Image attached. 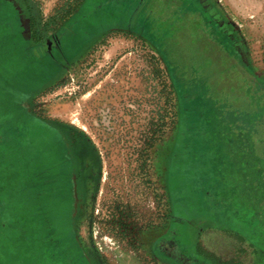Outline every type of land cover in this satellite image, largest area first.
Segmentation results:
<instances>
[{"label": "rangeland", "instance_id": "rangeland-1", "mask_svg": "<svg viewBox=\"0 0 264 264\" xmlns=\"http://www.w3.org/2000/svg\"><path fill=\"white\" fill-rule=\"evenodd\" d=\"M16 1L79 44L119 27L30 95L51 67L0 0V126L12 112L47 155L0 133V264H264V0H209L235 46L177 20L186 0Z\"/></svg>", "mask_w": 264, "mask_h": 264}, {"label": "flooded vegetation", "instance_id": "flooded-vegetation-1", "mask_svg": "<svg viewBox=\"0 0 264 264\" xmlns=\"http://www.w3.org/2000/svg\"><path fill=\"white\" fill-rule=\"evenodd\" d=\"M5 1L8 3L11 2L12 6L15 8V11L23 15L19 18L20 21L23 22V24L20 23L19 32L22 33L25 40H27L28 46L29 48L31 47L30 49L33 51L35 57L40 59L45 57L46 61L48 62V66L51 67L42 69L44 73L47 72L49 75L41 72V79L39 80L38 78H35L33 80L34 86L30 88L28 92L30 95L38 91L43 86L44 81L54 78L63 69H66L68 64H70L73 59L81 53L85 44H88L93 39L101 36L102 32L119 27L116 24L110 25L107 29H98L97 27L95 30L90 32V34L87 36V39L85 38V43H82V45L81 43L79 44L77 40H75L76 38L71 36V31H77L81 27L80 24H67L57 28L53 27L52 30L48 31L50 33H45V27L43 25L35 24V20L31 22L30 17L27 16L28 13L17 4L16 0ZM197 4L200 6V11L197 9ZM189 6H195V8H191L189 10ZM26 18L29 20L27 21ZM182 19H187L191 22V24L193 23L192 28L196 30L197 33L208 43L212 42L216 36H220L226 41L232 43V46H235L231 36L232 32L230 29L226 28L224 25L225 20L222 18L221 14L215 10L214 6L209 0L183 1L179 7V13L177 14V20ZM197 20H200L201 24H198ZM6 27L11 28V26ZM128 29H130V27H128ZM30 40H32V43L29 42ZM40 121H42L43 124L49 129L60 135V132L55 125L50 124L47 121ZM63 143L66 153V144L65 142ZM164 215L165 213L163 214L165 219ZM168 238L169 236L167 237V233L164 232L163 236L159 237V244H161L164 240L167 241Z\"/></svg>", "mask_w": 264, "mask_h": 264}, {"label": "trees", "instance_id": "trees-1", "mask_svg": "<svg viewBox=\"0 0 264 264\" xmlns=\"http://www.w3.org/2000/svg\"><path fill=\"white\" fill-rule=\"evenodd\" d=\"M3 1H5V0H3ZM36 23L39 24L38 21ZM8 24H10L9 20H8V16H5L0 10V37L3 34L2 33V31H3L2 28L4 26L8 25ZM6 45H7V43L5 41H3L2 39H0V55L2 54L3 49L5 51ZM189 86L190 87L187 89L188 90L187 92H188V95H189L188 97H191V99L190 100L188 99L187 103L191 104V106H194L193 103H194L195 99H197L196 95H203V93L207 92V91H204V89H206L205 80L201 79V81L198 83L199 89H197V90H193L191 84ZM201 90H203V91H201ZM203 98H204V100H206V95H204ZM203 98H200V100H203ZM254 113H256V112L255 111L253 112L251 110V107L248 106L244 110V117L243 118L245 119L246 122L254 123V121H253V117H255ZM3 116L5 117L6 124H5V129L4 130H2V128L0 126V133L2 131L4 132V135H5V138H6V143L7 144H11V143H15L16 141L22 140L20 142V144H17V146L22 149L23 145L26 144L27 147L29 148V151H31V150L35 151L36 153H31V155H29V157L32 160L46 161L47 160V155H46V153L44 151L45 149H43L44 147L39 145L36 142L35 139H32V135H31L32 132L30 130H26L25 128H19L18 127V122L15 120L16 118L14 119V116H13L12 112L5 111L3 113ZM1 119H2V116L0 118V123L2 122ZM260 119L264 121V117L261 116ZM263 124H264V122H263ZM10 128L12 129V132L9 131ZM24 131H25V133H23ZM28 140H30V141H28ZM31 141H33V142H31ZM27 153H30V152H28V150H27ZM36 154H38V156H35ZM261 200H264V198H261L260 201ZM256 215L257 216H255V220L254 221L258 220V218H259V214L257 213ZM259 232H260L259 233V237H264V229L262 228V226H261Z\"/></svg>", "mask_w": 264, "mask_h": 264}]
</instances>
